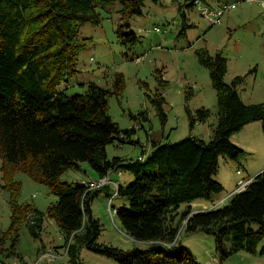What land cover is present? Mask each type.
<instances>
[{
	"label": "trees",
	"instance_id": "16d2710c",
	"mask_svg": "<svg viewBox=\"0 0 264 264\" xmlns=\"http://www.w3.org/2000/svg\"><path fill=\"white\" fill-rule=\"evenodd\" d=\"M144 1L0 0V169L10 210L9 224L0 231V260L20 258L16 250L20 228L26 225L30 236L39 238L44 216L58 228L69 264H80L82 248L117 264H185L186 260L195 264L178 243L180 228L189 233H212L220 260L240 250L253 254L264 239V170L222 207L179 212L183 204L208 200L222 191V184L214 178L218 157L238 160L244 153L230 141L232 133L255 120L261 121L264 133V100L251 104L241 100L236 86L244 75L224 82L227 59L222 54L211 56L202 48L196 50L216 96L217 123L209 141L191 136L176 141L166 136L150 138L147 151L139 138L132 140L135 127L122 129L108 114V96H120L125 87L122 72L114 74L111 89L96 82H88L81 93L69 95L60 89L78 72V55L86 45L80 38L81 26L100 25L103 11L108 13L118 3L122 22L116 35L127 56L141 40L129 30L126 20L142 13ZM185 1L192 5L193 0ZM162 73L163 68L155 69L158 87L146 94L164 125L165 98L160 91L168 80ZM140 85L148 89L147 82ZM191 95L190 89L185 90V101ZM184 110L191 129L209 115L204 107L192 113L185 105ZM141 116L133 118L143 128L147 115ZM113 141L141 144V153L108 157L106 145ZM80 162L88 163L98 177L110 171L132 173L130 183L118 182L115 188V193L128 198L127 205L116 208V214L123 231L146 247L121 249L97 242L101 229L89 201L101 187L89 188L85 180L60 179L67 169H78ZM16 171L46 185L56 199L44 211L20 202L21 183L12 178ZM35 217L38 219L33 220ZM227 240L231 241L229 250Z\"/></svg>",
	"mask_w": 264,
	"mask_h": 264
},
{
	"label": "rangeland",
	"instance_id": "374dc122",
	"mask_svg": "<svg viewBox=\"0 0 264 264\" xmlns=\"http://www.w3.org/2000/svg\"><path fill=\"white\" fill-rule=\"evenodd\" d=\"M202 6L222 7L234 3L221 15L219 24H210L197 8L186 5L185 0H145L142 13L127 18L130 29L140 36L141 43L128 51L120 44L116 27L121 20L120 5L114 4L110 11H103L102 22L98 26L84 24L80 29V38L86 45L78 55V72L68 78L60 87L67 94L81 93L88 82H96L111 89L114 74L122 72L125 87L120 96H108V114L122 129L135 127L131 136L150 149L149 139L159 140L163 135L169 141H176L188 136L209 141L217 123V105L215 90L211 86L208 69L202 66L196 55L197 49H204L211 56L222 54L227 59L224 82L230 83L234 76L244 75L242 83L236 86L241 100L245 104L260 103L264 100V0H199ZM158 28V30H155ZM126 29V32L129 31ZM138 56V60H136ZM163 68V77L167 86L160 92L165 98L164 110L167 121L161 125L155 109L148 99L158 87L154 78L155 69ZM147 82L148 89L140 85ZM191 90V97L185 101V90ZM195 113L204 107L209 115L203 122H197L189 128L184 106ZM136 125L135 118L142 119ZM148 135V136H147ZM230 141L244 150L238 160H230L220 155L214 178L222 184V191L213 193L210 199H197L183 204L179 212L186 208L196 211L211 207H222L237 188L241 171L246 178L254 177L264 170V133L261 121L250 122L239 131L231 134ZM142 145L129 142L113 141L106 145L108 157L129 156L141 153ZM144 146V149L146 150ZM1 165V160H0ZM114 174L113 180L110 174ZM120 172V171H118ZM107 173L106 182L100 186L90 199L92 216L100 226L97 242L121 249L144 248L146 243L129 237L121 228L116 208L127 205L128 198L115 193L118 182L127 185L133 180L129 171L122 170ZM13 180L21 183L19 201L31 203L44 211L56 196L49 192L43 183L34 181L26 173L16 171ZM98 178L96 172L86 162H80L78 169H67L61 174L62 181L77 182ZM114 181L117 182L115 185ZM4 175L0 169V231L9 224V192L5 190ZM108 185V186H107ZM97 187V188H100ZM96 189V188H92ZM115 193V194H114ZM35 217L33 220H37ZM183 223H181V226ZM252 227L258 228L253 222ZM178 243L195 264H264V239L258 243L255 253L243 250L233 253L227 259L220 260L215 249L212 233H189L180 228ZM8 244V242L6 243ZM62 236L54 221L47 216L42 219L39 238L34 239L26 225L19 230L16 247L19 257L0 260V264H69ZM226 249L231 248V241L225 242ZM80 264H117L110 258L93 253L86 248L80 250ZM185 264H190L186 260Z\"/></svg>",
	"mask_w": 264,
	"mask_h": 264
},
{
	"label": "built area",
	"instance_id": "2783aa9c",
	"mask_svg": "<svg viewBox=\"0 0 264 264\" xmlns=\"http://www.w3.org/2000/svg\"><path fill=\"white\" fill-rule=\"evenodd\" d=\"M192 5H197V8L200 10V12L206 17V19L209 21L210 24H219L221 21V15L225 12L226 9L234 7V3L230 4H224L222 7H206L202 6L200 4L199 0H193ZM264 6V2L261 4ZM155 30H158V28H155ZM138 60V59H136ZM120 174V172H118ZM237 174L240 175L238 181H237V188L235 191L241 190L247 186V184L251 181V178H246L242 176L241 171L237 170ZM106 177H98L95 179H88V180H82L89 188H97L100 186H103V184L106 182ZM115 185L117 184L116 181H114ZM117 187V185H116ZM66 250V248H65Z\"/></svg>",
	"mask_w": 264,
	"mask_h": 264
},
{
	"label": "crops",
	"instance_id": "0c3cea01",
	"mask_svg": "<svg viewBox=\"0 0 264 264\" xmlns=\"http://www.w3.org/2000/svg\"><path fill=\"white\" fill-rule=\"evenodd\" d=\"M147 136H148V135H147ZM163 137H165V135H163L162 138H163ZM162 138H161V139H162ZM163 139H165V138H163ZM149 140H150V139H149ZM141 144H142V143H141ZM143 145H144V144H143ZM143 145H142V146H143ZM148 145H149V143H148ZM144 146H145V145H144ZM148 147H149V146H145V148H146L147 151H148ZM143 148H144V147H143ZM149 150H150V149H149ZM121 156H122V155H121ZM114 174L117 176L116 172H113V173L110 174V177H111L113 180H115L114 177H113ZM120 175H121V174H120ZM120 175L118 174V176H120Z\"/></svg>",
	"mask_w": 264,
	"mask_h": 264
}]
</instances>
